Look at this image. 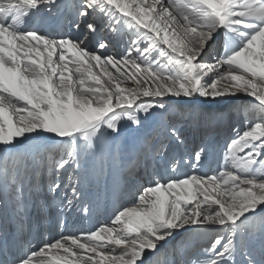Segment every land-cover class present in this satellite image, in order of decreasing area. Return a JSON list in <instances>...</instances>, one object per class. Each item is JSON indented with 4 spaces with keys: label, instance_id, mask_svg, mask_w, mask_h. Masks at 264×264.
I'll list each match as a JSON object with an SVG mask.
<instances>
[{
    "label": "snow or ice",
    "instance_id": "snow-or-ice-1",
    "mask_svg": "<svg viewBox=\"0 0 264 264\" xmlns=\"http://www.w3.org/2000/svg\"><path fill=\"white\" fill-rule=\"evenodd\" d=\"M0 264H264V0H0Z\"/></svg>",
    "mask_w": 264,
    "mask_h": 264
},
{
    "label": "bare ground",
    "instance_id": "bare-ground-1",
    "mask_svg": "<svg viewBox=\"0 0 264 264\" xmlns=\"http://www.w3.org/2000/svg\"><path fill=\"white\" fill-rule=\"evenodd\" d=\"M198 143H199V137L198 136L191 138L189 141L187 150L191 151L192 149H194L198 145ZM221 149H222V145H221ZM217 159L218 160L220 159V152L219 151L217 152ZM41 193L44 194V198H43L44 200L43 201L46 203V207H47L46 209L48 212L47 217L44 216V208H43L42 200H41V202L39 201L40 197H38V196H40ZM38 198H39V200H38ZM37 200H38L39 205L37 203ZM36 206H37V208H36ZM40 209L42 212L41 215H40ZM33 213L34 214L36 213L35 216L37 218H40L41 221L38 220V222H37L36 218L34 219ZM28 215L32 218V222H33V225L36 229V234L38 235V237H39L38 232L43 231L44 223L46 222V218L50 222V226H51V231H50L49 235L52 234V236H55V235H58L62 231V229L57 227V218L59 215L58 209L56 208L55 204L49 199V197L47 195L46 186L40 192L33 191V193L31 194ZM9 218L11 219V216ZM105 218H106L105 214L101 213L98 215V217L93 218L91 221L82 220V219H79V214L73 212L71 214V216L69 217V224L72 226L73 230L81 229V228L87 229V228L93 227L98 222V220L102 221ZM41 238H42V236H41Z\"/></svg>",
    "mask_w": 264,
    "mask_h": 264
},
{
    "label": "rangeland",
    "instance_id": "rangeland-1",
    "mask_svg": "<svg viewBox=\"0 0 264 264\" xmlns=\"http://www.w3.org/2000/svg\"><path fill=\"white\" fill-rule=\"evenodd\" d=\"M43 193H41V195L40 196H38V197H40V200H39V198H38V200L41 202V200H42V204H43V208H44V216H48V212H47V207H46V203L43 201L44 199V194L42 195ZM38 200H37V203H38ZM38 205H39V203H38ZM36 208H37V206H36ZM42 208V209H43ZM36 210V209H35ZM34 210V211H35ZM41 209H40V215H41ZM33 215H34V219L36 218V221L38 222V220H40V218H37L35 215H36V213L34 214L33 213ZM41 221V220H40ZM45 224V226H46V230L48 231L49 230V227H50V222L47 220V218H46V222L44 223ZM48 235V232H46L44 235H42V237L44 238V237H46Z\"/></svg>",
    "mask_w": 264,
    "mask_h": 264
}]
</instances>
